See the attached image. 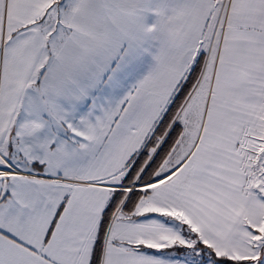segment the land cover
Masks as SVG:
<instances>
[{
  "label": "snow or ice",
  "instance_id": "6c2138e0",
  "mask_svg": "<svg viewBox=\"0 0 264 264\" xmlns=\"http://www.w3.org/2000/svg\"><path fill=\"white\" fill-rule=\"evenodd\" d=\"M0 264H264V0H0Z\"/></svg>",
  "mask_w": 264,
  "mask_h": 264
}]
</instances>
